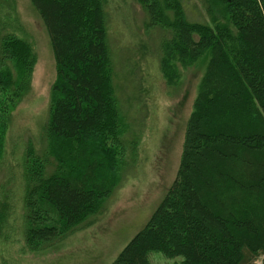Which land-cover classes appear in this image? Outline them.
I'll use <instances>...</instances> for the list:
<instances>
[{
    "label": "trees",
    "instance_id": "1",
    "mask_svg": "<svg viewBox=\"0 0 264 264\" xmlns=\"http://www.w3.org/2000/svg\"><path fill=\"white\" fill-rule=\"evenodd\" d=\"M136 1L146 28L167 32L160 68L168 86L178 68L205 59L175 178L110 264H150L151 252L180 257L176 264H264V0H201L194 21L185 12L190 0ZM30 3L55 66L46 125L55 166L46 175L44 159L29 149L22 198L8 179L0 184V264L44 252L99 214L115 189L117 147L126 150L105 0ZM2 32L0 161L8 111L36 64L26 40Z\"/></svg>",
    "mask_w": 264,
    "mask_h": 264
},
{
    "label": "rangeland",
    "instance_id": "2",
    "mask_svg": "<svg viewBox=\"0 0 264 264\" xmlns=\"http://www.w3.org/2000/svg\"><path fill=\"white\" fill-rule=\"evenodd\" d=\"M200 1L190 0L185 5L190 21L201 16L195 10ZM105 12L112 84L125 126L121 140L126 150L117 147L122 156L112 177L115 189L99 214L53 247L23 257L19 264H110L144 228L175 178L205 58L191 67L178 68V79L168 86L160 68L167 32L146 28V16L136 0H105ZM0 26L2 34L26 40L36 56L29 89L8 111L0 161V184L8 179L7 186L22 198L27 150L44 159L46 175L54 170L46 125L55 66L45 28L30 0H0ZM6 98L7 93L0 92V103ZM17 248L11 247V252ZM12 257L18 258L17 254ZM181 260L158 252L148 255L150 264ZM255 264H260V259Z\"/></svg>",
    "mask_w": 264,
    "mask_h": 264
}]
</instances>
